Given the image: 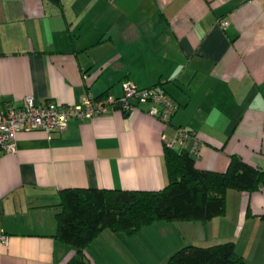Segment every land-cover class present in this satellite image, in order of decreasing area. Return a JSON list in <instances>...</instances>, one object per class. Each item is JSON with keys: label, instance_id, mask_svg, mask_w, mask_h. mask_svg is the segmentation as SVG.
I'll return each instance as SVG.
<instances>
[{"label": "crops", "instance_id": "0c3cea01", "mask_svg": "<svg viewBox=\"0 0 264 264\" xmlns=\"http://www.w3.org/2000/svg\"><path fill=\"white\" fill-rule=\"evenodd\" d=\"M125 82L168 93L169 124L140 103L70 119L49 138L19 132L15 151L0 153V264L74 255L57 237L63 189H163L161 135L176 127L190 132L184 150L197 151L198 169L223 172L237 155L264 171V0H0L1 100L76 105L86 94L120 97ZM146 227L150 257L139 262L137 249L113 242L122 233L105 230L84 249L86 264H167L181 247L229 241L246 264H264V188L228 189L224 214L208 221ZM105 234L112 241L100 245Z\"/></svg>", "mask_w": 264, "mask_h": 264}, {"label": "trees", "instance_id": "16d2710c", "mask_svg": "<svg viewBox=\"0 0 264 264\" xmlns=\"http://www.w3.org/2000/svg\"><path fill=\"white\" fill-rule=\"evenodd\" d=\"M164 149L168 182L159 191L97 188L60 191L57 237L75 250L65 264H86L84 249L105 230L132 235L160 221H208L224 214L228 189L251 192L264 188V171L237 155L229 157L223 172H215L198 169L191 152ZM167 264L246 263L229 241L181 247L169 256Z\"/></svg>", "mask_w": 264, "mask_h": 264}, {"label": "built area", "instance_id": "2783aa9c", "mask_svg": "<svg viewBox=\"0 0 264 264\" xmlns=\"http://www.w3.org/2000/svg\"><path fill=\"white\" fill-rule=\"evenodd\" d=\"M219 25L225 28L228 21L221 20ZM123 94L120 97L106 95L94 98L90 94L82 97L80 104L61 105L54 101L35 104L31 96L25 97L22 105H13L0 98V153L15 151L16 135L19 132L40 130L47 137L61 132L70 119L85 120L100 117L112 109H119L124 113L137 111L138 104L150 103L147 115L164 125L169 124L177 109L174 100L165 92L150 88H138L125 82ZM190 132L183 127H176L171 135L162 133L164 147L171 150H183ZM197 157L196 150L192 153ZM0 241H6V236L0 234Z\"/></svg>", "mask_w": 264, "mask_h": 264}, {"label": "rangeland", "instance_id": "374dc122", "mask_svg": "<svg viewBox=\"0 0 264 264\" xmlns=\"http://www.w3.org/2000/svg\"><path fill=\"white\" fill-rule=\"evenodd\" d=\"M139 231V233H137ZM136 233L132 234V235H125V234H116V239H113V242L116 243L118 246L120 245H123L126 249V251H129L130 253L132 252V250L130 249L131 247H134L135 249H137L139 251V254H134V256L136 257H150L151 253L148 252L147 248L148 247H151L149 244L150 243H147V238L149 237L148 236V233H149V228L148 227H145L143 228L142 230H138ZM142 231V232H141ZM147 232V234H146ZM106 233H110L108 230H106ZM108 234H105L104 236H102V238H98V240L96 241H100V245H102V242H104V238L106 240H111L109 237H107ZM127 237L126 240H123V238ZM150 238V237H149ZM103 239V240H102ZM152 240H154V238H150ZM112 241V240H111ZM128 242H131L130 244H128ZM97 245H93V250H95V247ZM116 246L115 244H113L112 247ZM108 253H114L115 254V251L114 252H108ZM149 253L150 256H148L147 254ZM157 254V253H156ZM118 256L119 258L121 259H125L126 260V257L127 255L126 254H120L118 252V254L116 255ZM105 258H101V262H104ZM138 261L140 262V258L138 259Z\"/></svg>", "mask_w": 264, "mask_h": 264}]
</instances>
